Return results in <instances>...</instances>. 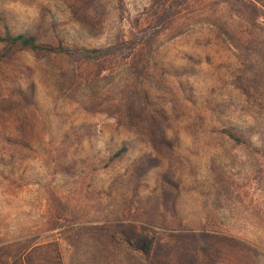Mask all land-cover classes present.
Masks as SVG:
<instances>
[{
	"label": "rangeland",
	"instance_id": "374dc122",
	"mask_svg": "<svg viewBox=\"0 0 264 264\" xmlns=\"http://www.w3.org/2000/svg\"><path fill=\"white\" fill-rule=\"evenodd\" d=\"M178 1L0 0V34L110 49L0 43V264H264V22Z\"/></svg>",
	"mask_w": 264,
	"mask_h": 264
},
{
	"label": "trees",
	"instance_id": "16d2710c",
	"mask_svg": "<svg viewBox=\"0 0 264 264\" xmlns=\"http://www.w3.org/2000/svg\"><path fill=\"white\" fill-rule=\"evenodd\" d=\"M188 0H180L175 2L169 6V10L172 12H176V8L180 7L182 4H185ZM247 2V6L252 8L254 11L258 13V19L255 20L256 23H260L261 19L264 22V9H258L257 7L259 3L258 0H245ZM263 9V10H262ZM169 10H163L160 14V19H167L170 17ZM261 18V19H260ZM5 32L4 34H0V43L6 44V51L7 54L11 52L15 47H20L22 49L30 50L36 54H46V55H55V56H80L88 61H98L104 58L110 51V49H103V48H88L85 46H73L69 47L66 46L64 43H57L55 44L50 39H46V41H39L38 38L29 33H18L14 34L9 26H4ZM139 41H129V42H121L116 47H122L125 50H130L132 53L137 52L140 45ZM148 49H152V40L149 39L146 41V45H143ZM224 135L227 136L230 140L235 142L238 145L244 146L247 149L255 150L253 142L248 139L243 132L234 130V129H225L222 131ZM130 148L127 145H123L120 149L116 150L112 153L109 157V163H114L115 161L123 158L128 152ZM257 151V150H255Z\"/></svg>",
	"mask_w": 264,
	"mask_h": 264
}]
</instances>
